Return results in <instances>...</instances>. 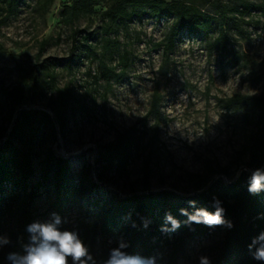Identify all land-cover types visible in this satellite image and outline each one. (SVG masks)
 I'll use <instances>...</instances> for the list:
<instances>
[{
	"label": "rangeland",
	"instance_id": "374dc122",
	"mask_svg": "<svg viewBox=\"0 0 264 264\" xmlns=\"http://www.w3.org/2000/svg\"><path fill=\"white\" fill-rule=\"evenodd\" d=\"M70 1L55 0L46 13H40L34 0H24L16 14L0 26V89L15 85L18 63L28 66L36 61L54 62L53 79L43 72L39 84L25 90L22 104L15 109L0 90V154L21 150L32 153L34 174L29 185L38 186V196L29 202L28 210L32 222H43L56 212L48 156L66 158L77 177L85 163L94 165L98 146L111 141L116 130L133 124L146 129L147 136L129 167L128 178L102 184L95 196L100 199L99 205L84 200L61 214L67 220L62 228L78 231L97 264H103L119 239L106 238L100 231L103 203L128 194L131 187L141 190L136 181L142 176L143 159L149 152L152 191L192 193L205 177H221L228 182L246 170L247 157L239 164L235 158L254 129L253 111L248 105L232 103L230 98L264 94V14H229L236 24L228 20L225 25L228 43L224 53L212 44L219 32L216 23L206 35L184 31L174 49L165 54L157 43L167 34L171 16L147 14L124 20L107 34L109 22L103 16L106 0H94V13L80 18L74 26L96 30L95 53L83 56L77 64L74 55L78 52L71 49L70 27L60 21L62 7ZM220 1L232 7L244 0ZM198 2L203 9L214 12L216 0ZM113 37L120 45L112 53H103L106 39ZM41 42L45 45L37 58ZM123 49L128 51L125 69L118 57ZM103 63L114 67L110 78L102 76ZM155 91L159 112L149 114ZM83 106L90 109L88 114L81 110ZM43 113L50 116L51 122ZM23 114L31 116L29 124L20 118ZM224 166H229V176L210 173V167ZM24 196L20 194L11 203L0 221V236L11 240L0 249V264H9L5 259L8 252L22 251L18 222ZM222 236L223 231H214L204 237H190L176 247L172 243L157 248L148 257H155L156 264H199L200 256L212 262ZM126 251L131 254L129 249Z\"/></svg>",
	"mask_w": 264,
	"mask_h": 264
},
{
	"label": "trees",
	"instance_id": "16d2710c",
	"mask_svg": "<svg viewBox=\"0 0 264 264\" xmlns=\"http://www.w3.org/2000/svg\"><path fill=\"white\" fill-rule=\"evenodd\" d=\"M23 1L0 0V26L16 14ZM54 1L34 0V7L38 12L46 13ZM95 4L94 0H71L63 5L60 12V21L70 27L71 49L72 52H78L74 55L77 64H80L83 56L94 55L93 41L96 30H82L74 24L80 18L92 15ZM106 4L103 16L109 22L105 27L107 34L114 32V26L124 20L141 18L147 14L158 18L164 15L171 16L172 22L167 34L161 42L157 43L165 54L174 49L176 40L184 31L206 35L214 29L216 23H218L219 32L212 44L224 53L228 43L225 25H228V20L236 24L229 14L237 13L241 16L251 12L264 14V3H252L246 0L232 7L216 0L213 3L214 12L203 9L198 0H106ZM44 45L45 42L40 43L37 58L41 55ZM119 45L116 37L107 38L103 53H112ZM118 57L119 64L125 69L128 51L123 49ZM73 60L74 57L70 58L69 63L71 64ZM53 64L54 62L46 61L41 63L36 61L28 66L17 64L18 75L15 85L11 88L0 89L12 109L22 104L25 90L39 84L40 75L43 72L48 73L53 79L51 73ZM102 67V76L110 78L114 73V67H109L105 63ZM230 101L248 105L253 111L251 117L254 129L241 149L237 151L235 158L236 164H239L243 157H247V161L244 162L246 170L240 171L235 179L228 182H224L221 177L214 180L205 177L194 186L192 193L178 194L168 189L152 191L149 185L152 152H149L143 159L142 176L136 181L141 184V190L137 191L131 187L128 194L103 203L104 212L100 231L106 238L123 237L130 245L128 249L131 254L139 253L141 256L148 257L157 248L167 247L172 243L176 247L177 244L190 237H204L214 231H223L218 252L211 264H262L253 259L248 245L254 237L264 232V219L260 218L261 214H264V192L251 195L247 187L252 171L264 168V94L256 96L238 94L232 96ZM81 110L87 114L90 112V109L84 106ZM158 112L159 98L155 91L149 114ZM43 116L51 122L47 113H43ZM20 118H23L27 124L31 120L28 114H23ZM58 118L63 129L61 113L58 114ZM17 124L18 122L15 123L16 129L19 125ZM146 136V129L136 124L123 130H116L111 141L98 146L94 165L90 162L85 163L77 177L72 173L66 158L48 156L47 163L50 164L53 175L55 211L61 215L67 208L80 206L84 200L88 204L99 205L100 199H95V196L101 185L108 184L113 179L128 178L129 167L139 153ZM210 173L229 176V166L218 169L210 167ZM33 174L34 167L30 151H11L6 156L0 154V221L10 209L11 203L20 194H25L24 206L18 222V237L23 244L28 242L25 226L32 222L28 210L29 202L38 196V186L30 187L29 185ZM214 195L223 202L226 218L232 220L234 227L231 230L196 224L188 227L184 223L187 217L181 215L179 210L187 208L191 212L192 209L188 202L195 200L196 207H205L209 211H214L211 206ZM166 213H171L181 222L180 228L169 232L160 231L163 225L171 228L170 223L165 224ZM145 220L149 221L147 228L143 226ZM133 223L136 227L132 226ZM170 235L175 238L171 240Z\"/></svg>",
	"mask_w": 264,
	"mask_h": 264
},
{
	"label": "clouds",
	"instance_id": "9594fccd",
	"mask_svg": "<svg viewBox=\"0 0 264 264\" xmlns=\"http://www.w3.org/2000/svg\"><path fill=\"white\" fill-rule=\"evenodd\" d=\"M247 191L251 195L264 192V168H257L252 171ZM196 201L188 202L191 212L187 208H181L180 214L187 217L184 222L188 227L193 224L204 225L209 228L224 227L231 230L234 227L232 220L226 218V209L219 197L213 196L211 206L214 211H209L205 207H196ZM264 219V214H261ZM165 224L170 223L171 228L161 226L160 231L169 232L180 228L181 222L174 218L171 213L165 214ZM67 223L66 218L58 212L50 213V218L41 222L33 221L25 226L28 233V242L22 245L21 252H8L5 259L9 264H97L89 247L81 239L76 230L62 228ZM149 221L145 220L143 226L148 227ZM133 227L136 224L133 223ZM11 240L7 236H0V249L8 246ZM116 247L109 250L108 258L103 264H156L155 257H144L139 254H129L126 249L129 243L123 237L116 240ZM254 260L264 264V232L254 237L248 245ZM254 249V251H253ZM199 264H211L207 256L199 257Z\"/></svg>",
	"mask_w": 264,
	"mask_h": 264
}]
</instances>
